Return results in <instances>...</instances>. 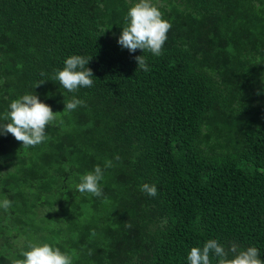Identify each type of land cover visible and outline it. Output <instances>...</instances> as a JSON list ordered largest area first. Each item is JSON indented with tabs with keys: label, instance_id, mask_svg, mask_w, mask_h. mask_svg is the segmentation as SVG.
Listing matches in <instances>:
<instances>
[{
	"label": "trees",
	"instance_id": "trees-1",
	"mask_svg": "<svg viewBox=\"0 0 264 264\" xmlns=\"http://www.w3.org/2000/svg\"><path fill=\"white\" fill-rule=\"evenodd\" d=\"M138 2L0 0V123L25 94L57 113L36 146L0 135V264L44 243L72 264H189L209 239L264 261V0H151L159 57L117 43ZM72 55L92 56L76 93L51 80ZM105 160L104 196L79 193Z\"/></svg>",
	"mask_w": 264,
	"mask_h": 264
},
{
	"label": "clouds",
	"instance_id": "clouds-1",
	"mask_svg": "<svg viewBox=\"0 0 264 264\" xmlns=\"http://www.w3.org/2000/svg\"><path fill=\"white\" fill-rule=\"evenodd\" d=\"M126 26L123 27L117 43L126 48L130 53L137 49L143 53L149 52L153 56L162 55V48L167 39V33L171 24L162 18V13L154 6L151 0H139L129 8L125 16ZM105 32V31H104ZM92 56L72 55L64 61L62 70L56 71L51 80L59 81V84L70 93H76L80 88H90L94 84L93 72L86 67ZM137 68L147 72L149 66L145 55L136 56ZM41 71L40 76L45 77ZM49 79L37 81L34 88L44 84ZM63 111H73L78 106H85L83 99L73 96L69 102L64 103ZM50 106L41 102L36 94H25L14 99L2 117L0 123V135L11 134L22 146L28 148L42 143L46 139V128L54 124L57 118ZM10 121V122H8ZM114 160L120 161L116 155ZM2 162V161H0ZM113 167V160H105L104 167L94 166L92 172L84 174L80 183L76 185L79 193H90L95 197L104 196L100 181L104 179V169ZM140 191L150 197L157 195L155 184L144 183ZM105 201L107 197H104ZM12 201L4 197L0 200V208L7 211ZM127 228L132 225L124 223ZM239 246L232 242L229 247L220 244L216 239H209L203 247H192L188 254L189 264H264L260 259L259 250L256 247H248L246 250H238ZM28 251L23 252V259H16L13 264H72L69 254L61 252L59 248L48 243L42 245H29ZM233 254V258L229 255Z\"/></svg>",
	"mask_w": 264,
	"mask_h": 264
}]
</instances>
